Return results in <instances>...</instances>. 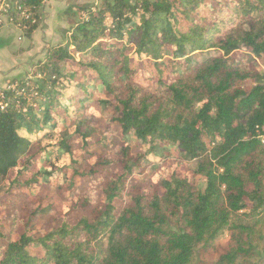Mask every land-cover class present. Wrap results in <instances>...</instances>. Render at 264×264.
Listing matches in <instances>:
<instances>
[{
    "label": "trees",
    "instance_id": "obj_1",
    "mask_svg": "<svg viewBox=\"0 0 264 264\" xmlns=\"http://www.w3.org/2000/svg\"><path fill=\"white\" fill-rule=\"evenodd\" d=\"M43 2L28 1L37 18ZM79 11L87 19L49 52L33 105L5 93L0 264H193L233 214L264 208L255 62L264 67V0H113ZM240 50L246 57L232 60ZM202 52L218 55L192 59ZM92 103L119 127L121 147L103 154L91 143ZM166 147L197 161L194 176L159 175L125 204L131 152L138 162V150L160 158ZM252 242L216 264L247 263Z\"/></svg>",
    "mask_w": 264,
    "mask_h": 264
},
{
    "label": "rangeland",
    "instance_id": "obj_2",
    "mask_svg": "<svg viewBox=\"0 0 264 264\" xmlns=\"http://www.w3.org/2000/svg\"><path fill=\"white\" fill-rule=\"evenodd\" d=\"M48 1V0H47ZM60 1V0H56ZM113 0H62V5L59 4V11L57 15H53V19L49 22V28L53 25L55 35L50 43H42L37 46V51L31 52L26 40L27 34L23 35L20 31L19 37L16 40V35L11 34L9 30L4 31L0 38V46H5L10 52L3 55V59L0 61L5 65H12L10 70L11 75L7 72L0 73V92L14 91L16 96L22 97L28 103L33 105V99L36 98V81L43 78L44 74L39 72V69L47 62V57L52 49L64 46L67 42V37L70 36L72 29L71 24L79 19H87L86 14L83 11H79L80 8L99 7L103 3H109ZM130 4L136 3L138 0H126ZM153 1V0H148ZM47 3V2H46ZM46 5V4H45ZM45 5H41L39 12V19L36 25L40 27L42 31L47 24H44V20L47 21V15H45ZM39 10V11H40ZM56 10V9H55ZM46 18V19H45ZM47 23V22H46ZM7 28V27H5ZM12 28V27H9ZM24 37V39L22 38ZM23 41L20 43V41ZM26 39V40H25ZM5 41L4 45H1ZM25 41V42H24ZM1 48V47H0ZM3 50L0 49V54ZM6 51V50H5ZM29 52V53H28ZM246 51L240 50L231 55L232 60L238 61L245 56ZM215 52H202L195 54L192 57L195 61H201L209 56H216ZM1 56V55H0ZM10 56V58L8 57ZM12 58V59H11ZM15 59V60H13ZM12 60V61H11ZM260 70L264 71V67L259 61L255 60ZM6 68V66L4 67ZM44 73V72H43ZM264 83V78H261L259 82ZM247 86L246 88H248ZM10 93V92H9ZM7 105H4V110L7 108L9 99L6 98ZM96 111V116L83 118L84 126H86L91 134V143H94L98 147V152L105 154V152L115 145L121 147L122 138L120 130L115 125L109 114L103 112L100 114L99 108L95 103L91 106ZM3 111V110H0ZM83 146V144H82ZM80 144L75 146L77 149V155L79 159L85 156V151ZM141 153V158L136 162V152H131L133 158H130L133 166V177L130 179L125 190V204L129 203L131 195H135L146 189V191L154 190L156 177L159 175H166L172 171H177L183 176L193 177V172L197 169V161H187L182 157H179V152L176 149L165 148L164 153L159 157L153 155V152L145 151V149L138 150ZM152 154V155H151ZM149 158V159H148ZM260 160L264 162V152L260 156ZM81 167L87 172L89 166L83 161ZM6 189V188H3ZM3 191V190H2ZM1 191V193H3ZM12 196L17 194V191H12ZM131 194V195H130ZM14 198V197H13ZM120 205V203H118ZM264 208L258 209V211H247L246 213L241 211L237 214H233L229 219V224L226 228L220 229L217 234L212 238L198 244L195 248L193 264H216L219 258L227 253L229 249L242 241L245 246L252 240V247L254 248L253 256L247 263L238 261L236 264H262L264 262ZM180 227L177 222L172 221L170 228L178 229ZM236 229L232 230V228ZM226 230V231H225ZM231 235L233 238L231 240Z\"/></svg>",
    "mask_w": 264,
    "mask_h": 264
},
{
    "label": "built area",
    "instance_id": "obj_3",
    "mask_svg": "<svg viewBox=\"0 0 264 264\" xmlns=\"http://www.w3.org/2000/svg\"><path fill=\"white\" fill-rule=\"evenodd\" d=\"M29 0H0V29L12 27L23 35L32 26L37 25L38 19L28 6ZM8 92H14L9 90ZM7 91L0 92V110H4Z\"/></svg>",
    "mask_w": 264,
    "mask_h": 264
},
{
    "label": "crops",
    "instance_id": "obj_4",
    "mask_svg": "<svg viewBox=\"0 0 264 264\" xmlns=\"http://www.w3.org/2000/svg\"><path fill=\"white\" fill-rule=\"evenodd\" d=\"M62 0L60 1H56V0H44L43 4L42 5H45V15H47V21L44 20V24H47L46 27L43 28V30L41 31L39 28L42 27H37L35 28V30L29 34H27L26 36L28 37V39L26 40V42H28L27 44L29 45V48L30 46L32 45L30 51L33 52V51H37V46H39L40 44L42 43H50V40L53 39L54 35H55V31L53 30V25L49 28V22L53 19V15H57L58 11L60 10L59 9V4H63L64 2H61ZM47 2V3H46ZM56 9V10H55ZM39 12L42 13V10H40ZM46 19V18H45ZM51 19V20H50ZM47 22V23H46ZM9 30V32L11 34H15L16 35V40L17 41V38L19 37V33L17 30L13 29V28H2L0 29V38L2 37V34L4 31H7ZM24 39V37H22ZM2 39H4L2 37ZM23 39L20 41V43L23 41ZM25 42V41H24ZM5 44V41L2 42L1 45H4ZM2 53L0 54V58L3 59V55L6 54V57H7V54L8 52L11 53V51H9V49H7V47L5 46H0ZM6 50V51H5ZM29 53V52H28ZM13 53L9 54L10 56H12ZM10 56H8L10 58ZM12 59V58H11ZM15 60V59H13ZM12 61V60H11ZM6 66V68H4ZM8 68L7 72H9V75H11L12 73H10V70L12 69V65H5L4 63H2V61H0V73H4L6 72V69Z\"/></svg>",
    "mask_w": 264,
    "mask_h": 264
}]
</instances>
